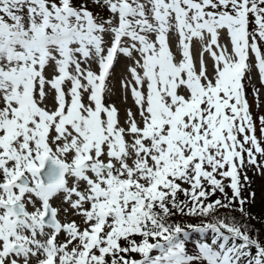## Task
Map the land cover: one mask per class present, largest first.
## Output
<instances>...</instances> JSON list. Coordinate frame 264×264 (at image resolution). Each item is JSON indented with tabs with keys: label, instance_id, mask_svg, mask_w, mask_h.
I'll return each mask as SVG.
<instances>
[{
	"label": "snow or ice",
	"instance_id": "snow-or-ice-1",
	"mask_svg": "<svg viewBox=\"0 0 264 264\" xmlns=\"http://www.w3.org/2000/svg\"><path fill=\"white\" fill-rule=\"evenodd\" d=\"M261 89L264 0H0V264H264Z\"/></svg>",
	"mask_w": 264,
	"mask_h": 264
},
{
	"label": "rangeland",
	"instance_id": "rangeland-1",
	"mask_svg": "<svg viewBox=\"0 0 264 264\" xmlns=\"http://www.w3.org/2000/svg\"><path fill=\"white\" fill-rule=\"evenodd\" d=\"M89 4H91V3H89ZM91 6H92V4H91ZM99 14L103 15L104 13L100 12ZM122 68H123L122 64L117 65V69H116L117 75L120 74ZM252 77H253V83L259 87V82H258V79L256 78L255 73L252 74ZM116 89H117L116 95H114L112 97V101L115 103V106L121 110V116L123 117V110H124V107L126 105L122 102L119 84L116 85ZM248 99H249V102L252 101L251 92H249ZM128 104L129 105L131 104L130 98H129ZM252 111H253L254 116L264 115V89H261L259 108L254 107ZM259 129H260V125L257 122L256 135L258 138H260V136H261ZM258 160H264V158L258 157ZM245 171H247V175L249 176V178L251 180V186L249 189H246L244 193H247V194H249V192L255 193L254 201L250 205L249 204H247V205L249 206V209L254 208V204L261 207V205L264 204V172L257 173L255 168H246ZM226 183H227V181H226ZM229 193H230V190H229ZM258 206H255V208L256 207L258 208Z\"/></svg>",
	"mask_w": 264,
	"mask_h": 264
},
{
	"label": "trees",
	"instance_id": "trees-1",
	"mask_svg": "<svg viewBox=\"0 0 264 264\" xmlns=\"http://www.w3.org/2000/svg\"><path fill=\"white\" fill-rule=\"evenodd\" d=\"M81 0H74V3H80ZM90 9H92L95 13H100V12H103L102 9L100 8H93V6H91V4L88 5ZM104 13V12H103ZM226 191H229L228 189H226ZM247 194V193H246ZM230 195V193H229ZM217 196H219V193H217ZM247 196V195H245ZM216 197H213V199H215ZM250 205V204H249ZM263 205V206H262ZM261 207L254 204V208L252 209H249V206L246 204L245 205V208L248 210L249 213L253 214L256 219L254 220H251L250 223L251 224H254L256 229H259L260 230V239L261 240H264V204H262ZM255 206H258V208ZM223 211V210H222ZM233 215H235L237 218H239V213H233ZM191 223H197L198 221L197 220H191L190 221ZM188 251L191 252L192 251V246L191 244L188 245ZM156 253L153 252V255H155ZM134 257H138V259H140V256L139 254H133Z\"/></svg>",
	"mask_w": 264,
	"mask_h": 264
}]
</instances>
